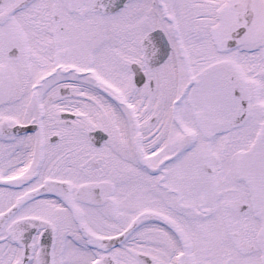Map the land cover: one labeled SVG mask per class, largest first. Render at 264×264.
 Here are the masks:
<instances>
[{
  "label": "snow or ice",
  "instance_id": "obj_1",
  "mask_svg": "<svg viewBox=\"0 0 264 264\" xmlns=\"http://www.w3.org/2000/svg\"><path fill=\"white\" fill-rule=\"evenodd\" d=\"M0 264H264V0H0Z\"/></svg>",
  "mask_w": 264,
  "mask_h": 264
}]
</instances>
